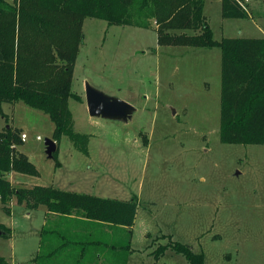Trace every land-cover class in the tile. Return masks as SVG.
<instances>
[{"label":"rangeland","instance_id":"obj_1","mask_svg":"<svg viewBox=\"0 0 264 264\" xmlns=\"http://www.w3.org/2000/svg\"><path fill=\"white\" fill-rule=\"evenodd\" d=\"M14 1L5 0L12 7ZM239 1L247 19L222 18L221 1L204 0L213 40L263 38L264 0ZM155 30L153 20L139 28L84 19L66 108L73 130L88 137L86 153L63 136L55 141L56 160L47 158L44 140L53 130L48 116L22 102L0 103V130L12 126L25 133L16 150L37 171L12 173L8 180L15 188L136 196L126 264H153L150 253L170 238L202 253L204 264H264V145L219 141L220 49L159 46ZM86 83L132 105L131 118L90 117ZM43 209L14 204L8 215L0 204V224L9 230L0 236L5 264H34ZM154 264L188 262L167 250Z\"/></svg>","mask_w":264,"mask_h":264},{"label":"trees","instance_id":"obj_2","mask_svg":"<svg viewBox=\"0 0 264 264\" xmlns=\"http://www.w3.org/2000/svg\"><path fill=\"white\" fill-rule=\"evenodd\" d=\"M222 18L247 19L239 0H220ZM0 0V103L23 104L42 111L53 123L51 139L66 137L86 153L88 137L72 128L66 108L72 69L83 44L84 19L110 26L146 28L156 24L159 46L220 49L219 141L264 145V38L215 41L203 15L204 0ZM192 31L195 34L173 33ZM62 64H57L55 62ZM20 130H0V204L10 214V200L26 210L44 208L34 264H126L138 201L102 198L34 185L15 188L11 172L34 176L27 156L18 152ZM56 143V142H55ZM57 151V149H56ZM56 151L53 154L55 159ZM56 160V159H55ZM57 165V162H56ZM2 236L9 230L0 224ZM167 250L188 264H204L202 253L172 241L150 254L154 263ZM0 256V264H5ZM153 263V264H154Z\"/></svg>","mask_w":264,"mask_h":264},{"label":"water","instance_id":"obj_3","mask_svg":"<svg viewBox=\"0 0 264 264\" xmlns=\"http://www.w3.org/2000/svg\"><path fill=\"white\" fill-rule=\"evenodd\" d=\"M84 95L87 113L92 118L126 122L135 111L132 105L118 98L108 96L87 83L85 84ZM44 147L46 157L53 158V154L56 151L55 141L45 139ZM1 235L2 231L0 230Z\"/></svg>","mask_w":264,"mask_h":264},{"label":"crops","instance_id":"obj_4","mask_svg":"<svg viewBox=\"0 0 264 264\" xmlns=\"http://www.w3.org/2000/svg\"><path fill=\"white\" fill-rule=\"evenodd\" d=\"M263 35H264V33H263ZM263 38H264V36H263ZM11 127H12V126H11ZM12 173H13V172H12ZM12 173L10 172V173L8 174V176H9L10 174H11V176H12ZM8 176H7V178H9ZM14 204H15V206H17V207H21V206H22V207L24 208V210H26L25 207H24V205H22V204H17V201H16L15 197H13V198H11L10 203H9V205H10V212L12 211V208H14ZM41 211H42V213H43V222H42V226H43L44 223H45V222H44V214H45V213H44V210H41ZM25 214H26L27 216H29L30 213L26 212ZM42 226H41V227H42ZM40 229H41V228H40ZM39 231H40V230H39ZM38 235H39V232H38ZM38 243H39V237H38ZM38 245H39V244H38ZM37 251H38V248H37L35 254L37 253ZM34 256H35V255H34Z\"/></svg>","mask_w":264,"mask_h":264},{"label":"built area","instance_id":"obj_5","mask_svg":"<svg viewBox=\"0 0 264 264\" xmlns=\"http://www.w3.org/2000/svg\"><path fill=\"white\" fill-rule=\"evenodd\" d=\"M26 139H27V136L25 135V133H21V134H20V140L23 142V141H25ZM35 139H36L37 141H40V140H41V138H40L39 136H36Z\"/></svg>","mask_w":264,"mask_h":264}]
</instances>
